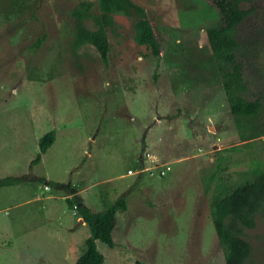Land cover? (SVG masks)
<instances>
[{
	"label": "rangeland",
	"instance_id": "1",
	"mask_svg": "<svg viewBox=\"0 0 264 264\" xmlns=\"http://www.w3.org/2000/svg\"><path fill=\"white\" fill-rule=\"evenodd\" d=\"M82 1L84 24L97 27L98 0L0 2V177H24L0 186V264H74L90 229L76 226L73 201L99 210L120 196L129 207L117 212L114 245L97 240L103 264H226L210 197L220 178L235 182L239 170L263 165L264 104L255 116L231 113L205 34L217 12L207 0H133L152 11L159 51L135 41V13H117L104 63L73 46ZM252 24L263 26L264 0L243 30ZM255 57L264 79V29ZM51 129L54 141L32 163ZM157 145L169 160L163 174V162L145 155ZM142 153L151 166L136 173L128 167ZM34 236L35 255L22 252ZM244 236L248 263L264 264V214Z\"/></svg>",
	"mask_w": 264,
	"mask_h": 264
},
{
	"label": "trees",
	"instance_id": "2",
	"mask_svg": "<svg viewBox=\"0 0 264 264\" xmlns=\"http://www.w3.org/2000/svg\"><path fill=\"white\" fill-rule=\"evenodd\" d=\"M215 9L218 20L206 28L205 34L210 49L221 63L229 108L236 116H255L264 104V82L262 72L255 60V45L264 24L243 30L245 23L255 14V8L263 0H207ZM1 2V0H0ZM250 3L245 7L243 3ZM100 13L95 16L97 27L84 24L88 17L89 5L80 2L73 14L77 27L73 46L77 50H88L98 55L104 63L108 61L110 41L107 27L114 23V14H133L134 39L153 54L159 51L158 40L161 29L154 20L152 11L133 0H98ZM256 62L253 63V62ZM55 130L47 131L40 138V152L32 163L41 159V154L52 144ZM263 165H253L237 172L238 180L230 182L220 178L210 197V213L223 249L226 264H249L252 245L244 236L245 227H254L256 218L264 214V161ZM23 176L6 175L0 177V186L22 181ZM207 190L210 185L206 186ZM82 219L88 224L90 234L85 238V250L76 258L74 264H103L104 255L97 247V240L109 246L114 245L113 231L117 225V212L128 208L124 196L105 203L99 210L89 205H79Z\"/></svg>",
	"mask_w": 264,
	"mask_h": 264
},
{
	"label": "crops",
	"instance_id": "3",
	"mask_svg": "<svg viewBox=\"0 0 264 264\" xmlns=\"http://www.w3.org/2000/svg\"><path fill=\"white\" fill-rule=\"evenodd\" d=\"M156 121L158 122V121H162V120H160L158 117L156 118ZM158 146L159 145H157V147H156V150H153V151H147L146 152V154L145 155H147V154H149V155H147L148 156V158L149 159H151L152 157H154V159H151V161H156L155 160V158L157 159V161H160V162H169V160H166V159H164L163 157H162V153H160V151H159V149H158ZM165 155V154H164ZM152 156V157H151ZM140 160L138 161V163H137V165H136V167H128V168H132L133 170H135V171H137L136 173H142V172H144V171H146V170H149V169H147V168H150V166L151 165H147L146 163H145V158H144V154L142 153L141 155H140ZM127 168V169H128ZM158 170V169H157ZM159 171V170H158ZM126 174H128L127 172H126ZM21 183H22V181H17L16 183H14V184H11V185H6V186H13V185H16L17 187H20V185H21ZM132 188V187H131ZM130 189V188H129ZM128 189V190H129ZM75 192H77V191H73V192H70V193H68V194H66L65 196H67V197H69L71 194H73V193H75ZM125 193V192H124ZM129 207V206H128ZM125 211H127V209L125 210ZM79 224L78 225H76V226H79L80 228H82L83 226H85L87 223L82 219V217L80 216V218H79ZM78 228V227H77ZM77 228L75 227V230H73L72 231V234H71V236L68 238V241H67V243L65 244V247L66 248H68L69 246H71L72 244H73V242H75V234L78 232V230H77ZM3 242L5 243V247H7L8 249H11V248H13V244H14V240L12 239V238H10V237H8L7 239H5V240H3ZM40 242L38 241V240H36V237L34 236V238L29 242V241H26V242H24V246H23V249H22V252H28L30 255H35V253H36V246H39L40 244H39ZM59 245V243L56 245V246H54V248L56 249L57 248V246ZM68 245V246H67ZM61 247V246H60ZM58 249H56V250H54V254L51 256V258H52V261H53V263H55L56 262V259H57V257H56V254H55V251H57ZM65 249H62V253H61V255L62 254H65ZM83 252V251H82ZM81 252V253H82ZM80 253V254H81ZM79 254V255H80ZM79 255H77V257L79 256ZM76 257V258H77ZM36 258H41L40 256H36L35 257V259ZM75 260L76 259H74V262H75Z\"/></svg>",
	"mask_w": 264,
	"mask_h": 264
},
{
	"label": "built area",
	"instance_id": "4",
	"mask_svg": "<svg viewBox=\"0 0 264 264\" xmlns=\"http://www.w3.org/2000/svg\"><path fill=\"white\" fill-rule=\"evenodd\" d=\"M147 155H149V154H147ZM166 164H168V163L167 162H163V163H161V164L158 165L159 168H160V169L158 168L160 174H163L165 172L164 171V168H162V166H164ZM167 168H169V166H167ZM147 169H150V168H147ZM128 172H132V169H128ZM45 187L48 188V185H46ZM74 208H77L75 204H74Z\"/></svg>",
	"mask_w": 264,
	"mask_h": 264
}]
</instances>
